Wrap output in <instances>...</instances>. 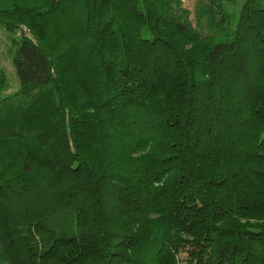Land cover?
I'll return each mask as SVG.
<instances>
[{
    "label": "trees",
    "instance_id": "obj_1",
    "mask_svg": "<svg viewBox=\"0 0 264 264\" xmlns=\"http://www.w3.org/2000/svg\"><path fill=\"white\" fill-rule=\"evenodd\" d=\"M195 19L0 0V264H264V0Z\"/></svg>",
    "mask_w": 264,
    "mask_h": 264
},
{
    "label": "rangeland",
    "instance_id": "obj_2",
    "mask_svg": "<svg viewBox=\"0 0 264 264\" xmlns=\"http://www.w3.org/2000/svg\"><path fill=\"white\" fill-rule=\"evenodd\" d=\"M201 0H183L184 5L191 11V19L196 23L195 10ZM198 28L205 33V22L202 20ZM19 33L11 32L0 24V71L6 77L7 88L0 96H8L20 87V79L13 63V54L16 46H13L12 40L18 38Z\"/></svg>",
    "mask_w": 264,
    "mask_h": 264
}]
</instances>
